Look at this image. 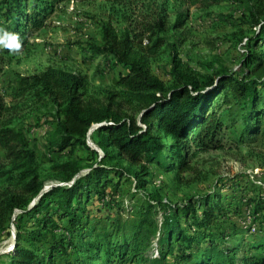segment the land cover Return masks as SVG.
Masks as SVG:
<instances>
[{
	"label": "trees",
	"instance_id": "16d2710c",
	"mask_svg": "<svg viewBox=\"0 0 264 264\" xmlns=\"http://www.w3.org/2000/svg\"><path fill=\"white\" fill-rule=\"evenodd\" d=\"M61 1L0 0V29L16 34L22 50ZM113 1L136 6L131 0ZM246 10L241 17L259 27L253 40L261 51L246 61L253 65L240 75L184 70L173 57V86L166 87L149 63L165 44L160 34L167 30V19L161 10L120 36L109 24L102 25L99 45L78 44L83 61L97 56L99 68L117 72L122 105L83 99L78 78L63 70L47 68L18 76L16 95L53 106L55 128L44 148L57 158L51 171L58 183L29 208L45 182L25 127L14 123L12 107L0 97V179L10 183L0 192V242L10 237L12 225L15 228V248L0 254V264H262L255 250H264V244L248 243L250 250L243 252L245 243L230 244L242 230L237 220L246 222L250 215L254 220L263 218L264 198L252 197L247 178L225 180L224 197L214 202L205 196L174 205L152 192L125 211L115 200L121 183L134 180L138 188L139 177L148 175L149 166L167 169L166 154L175 169L191 171L176 147L162 143L161 133L177 144H191L194 156L223 149L221 139L235 120L243 123L244 134H256L260 104L264 106V24L260 23L264 11L257 12L255 5ZM145 39L148 47L143 46ZM10 52L15 51L0 45V53ZM232 103L238 111H227ZM124 107L130 113L122 111ZM93 126L98 127L92 143L102 156L87 145ZM80 148L87 158L77 157ZM114 161L126 162L127 167L112 165ZM135 193H129L130 199ZM16 211L20 214L12 220ZM253 227L255 234L264 231L259 225L244 230Z\"/></svg>",
	"mask_w": 264,
	"mask_h": 264
},
{
	"label": "rangeland",
	"instance_id": "374dc122",
	"mask_svg": "<svg viewBox=\"0 0 264 264\" xmlns=\"http://www.w3.org/2000/svg\"><path fill=\"white\" fill-rule=\"evenodd\" d=\"M131 1H134L136 6L113 0H63L56 5L54 13L46 18L45 26L27 39V44L22 50L8 54L0 53V97L6 105L12 107L11 119L14 123L25 127L31 147L35 151L39 177L45 182L46 189H51L58 183L53 180L54 174L51 171V165L57 158L53 154L48 155L44 148L46 139L55 128L52 118L55 112L53 106L46 101L40 102L33 96L16 95L18 76L40 74L47 68L63 70L78 78L83 99L100 105H122L120 90L115 85L117 72H106L99 68L101 58L97 56L92 60L87 57L83 61L78 44L99 45L102 43V25L109 24L120 36L126 28L145 21L149 14L155 17L161 10L167 19V30L160 34L165 39V44L149 63L153 73L166 87L173 86L170 75L173 57L180 62L184 70L206 75H213L217 71L224 75H240L253 65L246 64V61L253 55L260 54L261 48L256 47L258 41L253 40L259 27L251 25L250 19H244L241 14L248 12L246 7L252 5L258 9L257 12L263 13L264 0L259 4L253 0L249 4V0H195V5L190 3V0ZM260 23L264 24V17ZM149 45L145 39L143 46ZM244 65H247V68ZM260 105L262 115L258 118L260 124L256 134H244L243 123L239 119L235 120L233 125L229 124L221 139L223 149L212 150L206 154L194 156L191 144H177L172 138L161 133L162 143L171 148L176 147L174 149L185 157L186 165L191 171L175 169V162L166 154L169 163L167 169L149 166L148 175L139 177L142 184L138 185V188L134 180L132 184L121 183L116 202L128 211L134 201L143 199L145 194L152 192H157L161 198L174 205L187 204L190 200L196 201L205 196H209L214 202L224 197V181L234 177L241 180L247 178L248 190L253 193L252 197L263 199L264 106L262 103ZM226 108L227 111H238V107L233 103L228 104ZM122 111L130 113L125 107ZM93 132L94 130L87 139L91 146ZM76 154L79 158H87L81 148ZM112 165L127 167V163L123 161H114ZM129 169L136 171L135 167ZM8 187L10 183L0 179V192ZM129 191L137 192L133 199H130ZM19 214L20 212L16 211L12 219L15 220ZM261 215V220H254L256 217L253 215H250L246 222L237 220L242 230L234 236L230 244L245 243L241 248L242 252L250 250L248 243L264 244V231L255 234L244 230L249 225L264 228V211ZM125 217L124 215L123 218ZM158 217L160 218V214ZM12 227L14 226H11L10 237L0 242V253L13 250L10 249L13 245ZM99 228L100 225L97 226L98 231ZM151 251L148 254L151 255ZM255 252L264 264V250L256 249ZM241 255L240 252L237 257Z\"/></svg>",
	"mask_w": 264,
	"mask_h": 264
},
{
	"label": "clouds",
	"instance_id": "9594fccd",
	"mask_svg": "<svg viewBox=\"0 0 264 264\" xmlns=\"http://www.w3.org/2000/svg\"><path fill=\"white\" fill-rule=\"evenodd\" d=\"M21 43L22 42L18 39L16 34L0 29V45L12 51L18 52L21 48Z\"/></svg>",
	"mask_w": 264,
	"mask_h": 264
},
{
	"label": "water",
	"instance_id": "95a60500",
	"mask_svg": "<svg viewBox=\"0 0 264 264\" xmlns=\"http://www.w3.org/2000/svg\"><path fill=\"white\" fill-rule=\"evenodd\" d=\"M98 126H93L90 130H89V132H88V136H89V134L93 131V130H95V128H97ZM87 145L91 148V149H93V150H96V151H98L99 152V155L100 156H102V154H101V151L98 149V148H96L94 145H90L88 142H87ZM73 183V181L69 184V185H71ZM49 189H46L45 187H44V189L42 190V192L40 193V195L31 203V205L29 206V208H31V207H33L34 206V204L36 203V201L40 198V196L43 194V193H45V192H47ZM13 220V219H12ZM13 228V230H12V238H13V245H12V247L10 248V249H14L15 248V230H14V227H12ZM9 249V250H10ZM7 251H5V252H2V253H0V254H4V253H6Z\"/></svg>",
	"mask_w": 264,
	"mask_h": 264
},
{
	"label": "built area",
	"instance_id": "2783aa9c",
	"mask_svg": "<svg viewBox=\"0 0 264 264\" xmlns=\"http://www.w3.org/2000/svg\"><path fill=\"white\" fill-rule=\"evenodd\" d=\"M251 232H255V228L253 227L252 229H251ZM155 251V250H154ZM156 252V251H155Z\"/></svg>",
	"mask_w": 264,
	"mask_h": 264
}]
</instances>
